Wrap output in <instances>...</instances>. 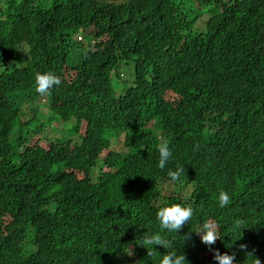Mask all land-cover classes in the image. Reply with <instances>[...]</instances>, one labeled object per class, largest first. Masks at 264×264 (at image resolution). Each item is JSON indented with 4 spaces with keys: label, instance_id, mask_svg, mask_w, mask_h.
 <instances>
[{
    "label": "trees",
    "instance_id": "16d2710c",
    "mask_svg": "<svg viewBox=\"0 0 264 264\" xmlns=\"http://www.w3.org/2000/svg\"><path fill=\"white\" fill-rule=\"evenodd\" d=\"M156 204L193 217L149 253ZM128 243V264H264V0H0V264H121Z\"/></svg>",
    "mask_w": 264,
    "mask_h": 264
},
{
    "label": "clouds",
    "instance_id": "9594fccd",
    "mask_svg": "<svg viewBox=\"0 0 264 264\" xmlns=\"http://www.w3.org/2000/svg\"><path fill=\"white\" fill-rule=\"evenodd\" d=\"M35 84H36V92L38 94L45 95L48 94L49 91L54 86L60 85L61 79L54 72L47 71L43 73H37ZM158 151H159L158 166L160 169H164L167 162L173 158V151L167 143H162L159 146ZM182 171H183L182 169L177 171H169L168 175L172 181L174 182L179 181ZM186 194L189 195L190 191L189 193H184V195ZM229 200H230L229 194L225 191H221L218 197L220 206L224 207L229 203ZM156 206L161 207L160 204H156ZM156 215L160 225L159 231L152 233H144L139 241L136 240V243L146 247L149 250V253H150V249L155 248V246L157 245L163 246L165 249L170 247V242L164 238L163 233L180 232V230L186 223H190V220L193 217V208L190 205H185V204H171L161 207L157 211ZM197 233L201 234L202 242L209 246L214 244L215 241L221 237L220 232L217 229V226L215 224L208 222L204 223L201 226L200 230L197 231ZM130 245H133V253H134V244L128 243V246H126L127 249L123 253V256L120 257L121 264L122 261H127L128 264L129 261L135 258V256H133V258H131L130 260L126 258L127 255L126 253L128 252L130 254ZM215 259L218 261V264H234L236 257L235 255H229V254L221 255L217 251L215 254ZM159 264H188V261L183 252H180V254H178V250L172 248L170 251H168L166 254L162 256V259L160 260Z\"/></svg>",
    "mask_w": 264,
    "mask_h": 264
},
{
    "label": "rangeland",
    "instance_id": "374dc122",
    "mask_svg": "<svg viewBox=\"0 0 264 264\" xmlns=\"http://www.w3.org/2000/svg\"><path fill=\"white\" fill-rule=\"evenodd\" d=\"M79 36H81V37L79 38ZM78 40L79 41H82L83 40L82 39V34H78ZM129 70H130V67L129 66L127 67L125 65H120V67H118L114 71H113V69L111 67L110 70H109V72H112V75L111 76H114V72H119L122 77H125L127 79V78H129V74H128L129 73ZM83 129H84V127H83ZM81 130H82V128H81ZM37 138H39L38 135L36 136V139ZM43 144L45 145L44 142H43ZM77 174L79 176H83L85 173L83 171H77ZM170 191H172V186L170 187V184L169 183H165V188H164L163 193L165 195H169L171 193ZM126 254H127L126 255V258L128 260H130L131 258H133V256H134V253H133V245H130V254L128 252ZM122 264H127V261H122Z\"/></svg>",
    "mask_w": 264,
    "mask_h": 264
}]
</instances>
